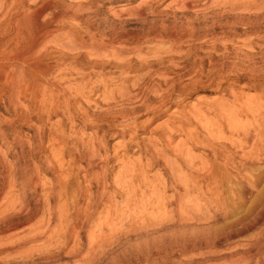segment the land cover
Returning a JSON list of instances; mask_svg holds the SVG:
<instances>
[{"label": "rangeland", "instance_id": "374dc122", "mask_svg": "<svg viewBox=\"0 0 264 264\" xmlns=\"http://www.w3.org/2000/svg\"><path fill=\"white\" fill-rule=\"evenodd\" d=\"M10 1L0 28L41 13L54 38L47 79L62 78L67 102L54 115L44 92L18 105L0 85V264H264L262 166L244 170L239 156L244 125H256L246 108L264 110V0ZM123 86L142 98L122 100ZM121 113L123 132L105 123ZM209 132L227 149L220 164H236L198 180L191 167L213 162ZM190 137L200 144L181 159Z\"/></svg>", "mask_w": 264, "mask_h": 264}, {"label": "bare ground", "instance_id": "6f19581e", "mask_svg": "<svg viewBox=\"0 0 264 264\" xmlns=\"http://www.w3.org/2000/svg\"><path fill=\"white\" fill-rule=\"evenodd\" d=\"M16 1L17 0H13V2L10 1L11 3L7 2V4H8V6L13 7V5H17ZM3 3H5V2H3ZM0 6H3V5L0 4ZM9 8H11V7H9ZM45 8H48V7H45ZM1 9H2V7H1ZM46 11H48V10H46ZM22 12H23L22 14L18 13V15H16L15 17L10 19L9 24L6 27V29L2 30V28H0V85H2L3 87H6V89L9 90L8 93L10 94V96H9L10 102H14L17 104L19 103L18 105L21 104L19 101L23 100V99H27L29 101L34 102L37 100V98H39V95L41 94V92L42 93L44 92L43 94L48 95V99H46V102L48 104H50V106H51V114L56 115L59 113L58 111H59L60 106L64 103L63 101H66L65 100V98H66L65 91L66 90L62 91V88H61L62 81H63L62 78H61V81H60V79H59V81H57L60 83H56L55 80H54L55 82H51V81H49L50 79H47V75L50 72L49 71L50 65L47 62V57H48L47 55L48 54L46 55L47 52L46 53H44V52L47 49L46 45L49 42H52V39L54 41V38L51 37L52 31L50 30V28L48 26H46V25L42 26L40 24V22H41L40 21V18H41L40 12L37 15H32V14L30 15V13H28L27 9H24V11H22ZM5 14H8V13L5 12ZM11 31H14L15 33L11 37H9L10 36L9 33ZM56 41H58V40H56ZM157 92H163V91H162V89H160L159 91H156V93ZM120 94H121L120 96H121L122 100L126 99L129 101H135V100H139L142 98L141 93L136 92V91L134 93H132L126 86H123V91ZM45 95L42 96L43 100H44ZM171 95L169 94V95L164 96L163 98H161V100L158 104H155L152 107L145 108V111L148 113H151V114H157L163 108H165L167 106V104L171 103L170 102L171 101ZM45 98H47V97L45 96ZM2 100L3 99L0 98V101H2ZM68 100H70V99H68ZM64 105H65V103H64ZM263 109H264V106H263ZM246 110H247V112H250V113H254V112L256 113V117H255V124L256 125L254 124L255 127L253 125H251V126L244 125L245 128L242 131L243 139L239 145L240 146L239 147L240 152L239 151L238 152H239V156L240 155L242 156V157L240 156L241 161H242V165H241L242 169L245 170L248 167L254 166L256 164H258L259 166H262V167H260L261 173L259 174V177L257 176L258 179L255 178L256 182L258 183V182H260V180L264 176V110H263V112L261 111L262 113H258V110L254 111V108L252 106H249L248 109L246 108ZM219 112H220L219 113L220 116L222 117V122L224 120V124H228L229 126H232V127H234L235 124L237 125V123L234 122V119H236L237 116H236V118H233L232 116L236 115L238 112L235 114L234 111H231L225 105L222 107H219ZM135 113H137V112H133V114H135ZM121 115H122V113H121ZM121 115H119V116H121ZM128 118H129V115H122L120 118L119 117H106L105 123L108 125V127L114 128V129H117V130H120L123 132L126 129L131 128L128 126L129 124L127 123ZM199 119H198L199 121H197V122H199L198 124H200L201 128H202V126L204 125V122L201 120L202 118H199ZM133 123H135V122H133ZM207 123H206V125H207ZM206 125H204L205 129L202 128V130H205V131L208 130V128H206ZM207 127H208V125H207ZM235 127H237V126H235ZM242 127H240V128L242 129ZM197 128H199V127L195 128V130L193 132L194 134L198 132ZM166 130L170 136L175 131L173 128H171L169 126L166 127ZM191 135H192V133H191ZM208 136L210 138H212V140H213L212 145H211L213 147V150L209 151V150H211V149H209L210 146L209 147L206 146L208 148V149L206 148V150L208 151V152H206V156H207V158H209V160H211L213 162L211 163V165H209V166L207 165L209 167V169H205V166L203 168H200L201 166H199L200 169L199 168L195 169L194 167H191V169H194V171H192V175H194V178L196 177L198 180L199 179L208 180V181H211L214 179L219 180L221 177L219 175V174H221V172L218 173L220 168H222L224 166L227 169L226 166H228L227 165L228 161H232V163L234 164L235 163V157L237 156V154H236V156H233L232 154H231L232 155L231 156L229 154L230 156H227V157L224 154L225 160H227V161L223 160V162H221L222 163V165H221L219 162V159H218L219 152H217V151H219L221 149L220 153L222 154V152H224L226 147H224V148L222 147L223 142L219 138H215L216 136H214V133L209 132ZM209 137H208V139H209ZM182 143L186 147L180 148L179 145L176 147V151L179 155V158L181 157V159L189 158L190 157L189 156L190 155V148L191 147L195 148V147H197V145L200 144L199 140L191 139V137L188 138V140L183 141ZM164 149L169 150L168 147H166ZM156 150H157V148L152 150L153 154L156 155L155 156V162H161L164 166L169 167V161H167L165 158H163L162 157L163 155L161 156L159 153H157V151L159 152L160 149L157 151ZM234 153H237V152H234ZM88 160H89L88 165L91 166L90 162L92 160L90 161V158ZM223 163H224V165H223ZM172 172L170 175H172ZM203 172H205V173H203ZM226 173L229 174L228 172H226ZM218 177H219V179H217ZM172 178H173V175H172ZM175 178H178L180 180V178L178 176L176 177V175H175ZM176 181H177V179H176ZM181 181H183V180H181ZM192 181H194V180L192 179ZM221 182L223 183V181H221ZM181 183H182V185H180V190L178 193L180 195L189 194L190 190H191V188L188 186L190 183V180H186V181H183ZM216 183H218V182H216ZM250 186L251 185H248V184H242V187L240 188V190H241L240 194L245 195L248 192V189H250ZM193 187H195V186H193ZM221 187H222V185H221ZM187 204L188 203H185V206H187Z\"/></svg>", "mask_w": 264, "mask_h": 264}]
</instances>
